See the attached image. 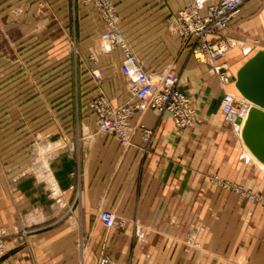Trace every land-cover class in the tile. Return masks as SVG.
<instances>
[{
  "label": "crops",
  "instance_id": "obj_1",
  "mask_svg": "<svg viewBox=\"0 0 264 264\" xmlns=\"http://www.w3.org/2000/svg\"><path fill=\"white\" fill-rule=\"evenodd\" d=\"M75 1L77 40L86 48L99 40V16ZM113 1L142 65L157 72L174 64L196 111L194 125L178 131L169 113L137 105L124 144L99 131L85 102L63 120L37 118L33 113L48 105L16 99L36 95L39 32L50 17L68 15L74 1L0 0V111L12 115L0 118V264H95L102 253L117 264H264V205L214 180L264 195V165L244 144L243 126L223 119L211 66L195 59L191 40L169 30L172 14L192 4L204 13L218 0ZM222 36L228 51L220 61L235 75L264 49V0H246ZM96 49L104 75L99 87L87 84L86 98L103 93L115 106L127 102L121 51ZM145 128L153 131L148 143ZM102 210L127 226L106 232Z\"/></svg>",
  "mask_w": 264,
  "mask_h": 264
},
{
  "label": "built area",
  "instance_id": "obj_2",
  "mask_svg": "<svg viewBox=\"0 0 264 264\" xmlns=\"http://www.w3.org/2000/svg\"><path fill=\"white\" fill-rule=\"evenodd\" d=\"M101 12L103 29L99 36V47L103 53L114 49L121 51V71L126 78L130 98L120 105H113L107 98L98 97L91 102L96 115L99 131L115 135L122 143L127 144L130 136L131 117L137 105L151 108L160 113L171 115L178 131L194 125L196 111L187 93L179 87V77L174 68L162 71H149L139 61L119 28V18L111 0H93ZM246 0H218L207 6L204 13L197 4H192L177 11L169 17L171 33L190 42L191 53L201 63L211 66L223 86L230 85L234 74L226 62L220 61L228 51V44L223 33L230 27L241 12ZM95 59V56H92ZM95 76H101L100 67H93ZM252 103L242 95L225 91L221 97L220 111L223 119L231 124L242 123L248 115ZM243 125V124H242ZM153 136L151 129H143V138L149 142ZM226 187L228 183L224 184ZM235 191L256 200L253 195L241 186ZM259 201L264 204V197ZM101 221L107 226L116 225L117 219L109 210L100 212ZM6 247L0 240V258L4 256ZM95 264H117L105 253L98 256Z\"/></svg>",
  "mask_w": 264,
  "mask_h": 264
},
{
  "label": "rangeland",
  "instance_id": "obj_3",
  "mask_svg": "<svg viewBox=\"0 0 264 264\" xmlns=\"http://www.w3.org/2000/svg\"><path fill=\"white\" fill-rule=\"evenodd\" d=\"M73 1L74 4L72 3L70 13L68 15L65 16L56 15L53 18L50 17L49 24H47L46 22L44 23V25L45 24L48 25L49 30L51 31H48L46 29V26L44 27L43 25L42 26L43 29L40 30L39 32L38 75L37 78H33L32 80L33 89L34 92H36V95L35 96L33 95L32 97L33 99L32 98L30 99L27 96H23L20 98L18 97L16 99V100H21L23 105H26L31 102H35L34 99L38 98L37 100L38 104L45 105V107L46 105H48L49 107L48 111L46 110V108H43V109H39L36 113H33V114H37V118H43V117L46 118L47 115H49V117L51 115L52 117L54 116V119L56 121H60L68 116H73L74 114L73 106L76 104H81L85 102L92 110L91 102L95 98L98 97L107 98L103 93H98L96 95L86 98L88 94V92H86L87 84L89 82H92L96 87H99L103 79L104 72L102 65L100 64V56L98 55V51L96 49V43L99 44V40L98 42L96 41L93 42L86 48H81L78 44L77 38H78L79 16L77 12V3L75 0ZM111 1L114 4L117 16L119 18L116 5L113 0ZM84 3L91 5L97 12L100 21L99 25L101 26L99 31H101L103 29V19L100 10L98 9V7L96 6L93 0H84ZM45 4L46 2L40 1V6H43ZM41 14L42 13L40 10V17ZM118 23H120V19ZM99 36H100V32L98 33V39ZM124 38L126 39L125 36ZM126 41L132 48L133 52L135 53L139 61L141 62V58H142L141 49L140 48L136 49L135 47L131 46V44L127 39ZM93 55L95 56V59H92ZM97 66L100 67L102 70L101 76H95L92 72V68ZM170 67L174 68V64L168 63L165 65V67L162 70ZM220 85H221L222 93H224L225 91L232 92V90L229 88V85L223 86L221 83ZM235 93H238L237 90ZM13 98L14 97H12L11 99ZM9 100L10 97H8L7 102H9ZM12 102H14V99ZM9 107L10 106H8V109ZM1 116H7V119H9L10 117L12 118V115L10 116L9 111L6 112L0 111V118ZM214 180L216 183L220 184L221 188H227V189L230 188L232 192L238 195L240 198L245 199L250 203L256 202L264 205L259 201L260 197L262 198L264 197V195L259 191H255L251 188H244L243 186H241L244 189L251 192L253 195L259 196L258 198L256 197V200L252 201L248 197L243 196L241 193L234 190L236 186H239V184H235L231 180L224 181L222 179H218V177H215ZM226 182L228 183L227 187L224 185ZM116 219H117L116 222L117 224L113 226H107L103 223L106 232L110 231V229H112L113 227L123 228L127 226L126 222L123 219H119L117 217ZM0 240L3 241V243L5 244L3 238H0ZM230 264H240V263L232 262Z\"/></svg>",
  "mask_w": 264,
  "mask_h": 264
},
{
  "label": "water",
  "instance_id": "obj_4",
  "mask_svg": "<svg viewBox=\"0 0 264 264\" xmlns=\"http://www.w3.org/2000/svg\"><path fill=\"white\" fill-rule=\"evenodd\" d=\"M232 80L240 95L253 105L242 125V139L252 155L264 165V49L256 51L237 70Z\"/></svg>",
  "mask_w": 264,
  "mask_h": 264
},
{
  "label": "bare ground",
  "instance_id": "obj_5",
  "mask_svg": "<svg viewBox=\"0 0 264 264\" xmlns=\"http://www.w3.org/2000/svg\"><path fill=\"white\" fill-rule=\"evenodd\" d=\"M230 84H233L235 86V82L232 80L231 78V81H230ZM236 89V88H235ZM238 92V91H237ZM239 94V93H238ZM250 152V151H249ZM251 153V152H250ZM252 154V153H251ZM253 156V155H252ZM254 157V156H253ZM255 158V157H254ZM256 159V158H255ZM257 160V159H256ZM258 161V160H257ZM262 164V163H261ZM263 165V164H262Z\"/></svg>",
  "mask_w": 264,
  "mask_h": 264
}]
</instances>
